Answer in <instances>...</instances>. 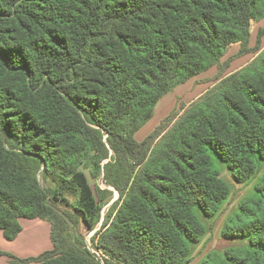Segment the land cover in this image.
Here are the masks:
<instances>
[{"label": "trees", "instance_id": "trees-1", "mask_svg": "<svg viewBox=\"0 0 264 264\" xmlns=\"http://www.w3.org/2000/svg\"><path fill=\"white\" fill-rule=\"evenodd\" d=\"M262 18L264 0H0V231L12 241L20 218H40L52 242L32 257L0 251L7 264H188L230 194L212 155L239 183L259 175L221 231L246 240V254L223 264H264V28L249 45ZM249 52L258 54L135 139L166 93ZM108 156V175L123 168L125 180L113 182L119 197L92 238L101 261L36 174L73 194L94 229L100 207L82 166L96 176Z\"/></svg>", "mask_w": 264, "mask_h": 264}, {"label": "rangeland", "instance_id": "rangeland-1", "mask_svg": "<svg viewBox=\"0 0 264 264\" xmlns=\"http://www.w3.org/2000/svg\"><path fill=\"white\" fill-rule=\"evenodd\" d=\"M260 28H264V18L259 21H253L251 24L249 42L251 47L256 44L257 34ZM260 44L261 48H264V35L261 38ZM238 50L239 44H232L228 47L220 61L224 62L228 60ZM258 52H249L245 55L231 59L228 63V67L221 74V76L218 72V65H213L206 71L174 87L170 92L166 93L159 99L154 108L152 117L134 134L135 139L138 141L142 140L165 117L174 112H181L183 106H188L190 103L197 100L201 95L212 88L221 78L245 66L258 54ZM103 139H105V137H103ZM110 154L112 153L110 152L109 156ZM109 156L102 162L100 172L96 176L92 174L89 167L82 166V170L87 176L88 182L95 193L97 203L100 207V217L94 229H88L81 221L77 213L73 211L72 204L75 202L73 194L64 190V188H61L58 182L44 176L41 168L36 174L40 186L50 193V204L63 216L67 229L74 240L77 242H83L85 247L92 252L95 251L92 239L93 235L95 232H99L102 229V226L110 220V212L119 197V193L116 188L117 186L115 184L117 182V184L121 187L123 186L125 180L123 168L116 170L114 176L112 174L108 175V171L104 169L103 165L109 161ZM212 158L214 167L219 170L221 179L228 185L230 194L223 202L216 215L205 220L206 233L193 247L191 261L188 264H223V261H225L223 258L228 253L235 255L239 254L240 257H243L245 256L248 248L246 240L224 238L221 235V231L225 225L229 223V219H234V216L239 211V204L253 194L254 184L259 175H255L252 178L239 183L232 177L230 171L223 162L216 159L214 155H212ZM114 181L115 184L113 183ZM34 220L35 219L20 218L19 221L22 226V224H26ZM23 234H28L30 240L32 236H39L41 239L43 238L40 236L42 234L34 229H29L28 231L25 229ZM22 242L26 241L20 240L16 243V247L23 248L24 246ZM8 244L14 243L9 242ZM27 253H31L30 255H32V252L30 251ZM0 258L3 260L6 258L7 260L8 257L0 253Z\"/></svg>", "mask_w": 264, "mask_h": 264}, {"label": "crops", "instance_id": "crops-1", "mask_svg": "<svg viewBox=\"0 0 264 264\" xmlns=\"http://www.w3.org/2000/svg\"><path fill=\"white\" fill-rule=\"evenodd\" d=\"M35 220L32 222H28L26 224H22V230L17 235V237L12 240L8 241L4 238L3 233L0 231V251L7 252L9 254H12L14 256L20 257V258H26V257H32L37 256L41 254L42 252L46 250H50L52 248V242L50 239V224L40 218H34ZM21 223V222H20ZM25 229L28 231L29 229H34L38 231L40 236L43 238H39V236H32L31 240L28 237V234L24 235ZM26 241L22 242L23 248L16 247V243L19 241ZM14 243V244H8V243ZM51 242V244H50ZM42 250V251H40ZM28 251L32 252L27 253ZM8 258L3 260L0 258V264H7Z\"/></svg>", "mask_w": 264, "mask_h": 264}, {"label": "built area", "instance_id": "built-area-1", "mask_svg": "<svg viewBox=\"0 0 264 264\" xmlns=\"http://www.w3.org/2000/svg\"><path fill=\"white\" fill-rule=\"evenodd\" d=\"M93 253H95L96 256L102 261L103 254L101 253L100 250L95 249V251Z\"/></svg>", "mask_w": 264, "mask_h": 264}]
</instances>
